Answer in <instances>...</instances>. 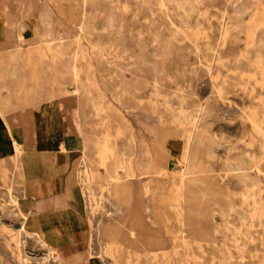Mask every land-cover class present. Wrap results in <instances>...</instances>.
<instances>
[{
	"label": "rangeland",
	"instance_id": "1",
	"mask_svg": "<svg viewBox=\"0 0 264 264\" xmlns=\"http://www.w3.org/2000/svg\"><path fill=\"white\" fill-rule=\"evenodd\" d=\"M12 1L25 21L31 12L47 23L30 40L33 24L21 22L12 48L0 49L3 122L2 74L50 70L57 82L26 83L46 88L53 110L68 102L86 146L61 179L66 209L35 217L16 144L2 130L0 264H264V0ZM16 47L24 53L11 54ZM180 183L181 214L171 199ZM85 225L87 248L62 259L58 242ZM37 227L49 228L46 240Z\"/></svg>",
	"mask_w": 264,
	"mask_h": 264
},
{
	"label": "crops",
	"instance_id": "2",
	"mask_svg": "<svg viewBox=\"0 0 264 264\" xmlns=\"http://www.w3.org/2000/svg\"><path fill=\"white\" fill-rule=\"evenodd\" d=\"M14 6L15 4L12 0H0L1 50L12 48V43L16 39L17 26L21 22L33 24L32 26L29 25L24 31L26 39H34L37 34H39L40 37V32L44 28V26L41 25L43 21L41 15L31 14L30 12L29 16L32 17V19L25 21L21 14L22 11L20 14L13 13L12 9ZM36 26L39 27V32L34 30ZM18 49L19 48L16 47L11 54H20L21 51L24 53L23 49ZM20 71L21 69L15 68V72L13 69L2 74V77L11 79V77H17L18 74L20 76ZM6 118L10 121V128L7 129L11 131L15 139L22 143V149L24 151L23 170L26 175L24 192L29 199L27 207L32 209L35 217H50V215L52 216L55 213H60L61 215L67 207V191L63 188L61 179L62 177L68 176L72 169L78 165L80 155L84 148V136L78 130L74 109L67 105L61 108L58 128L53 134L52 130H50V133L47 132L48 121L44 119V122L41 123L38 113L31 105L12 110L6 115ZM0 119L1 134L6 125L1 116ZM48 136L51 140L54 139L55 143H59V148L61 141L65 144L70 143L72 148L71 151L64 154L61 153V149H54L53 146H49L46 140ZM135 166L137 167V165ZM95 178L100 179L103 178V176H100L97 171ZM57 182H59L60 188L57 187ZM75 196L77 200L76 209L80 211L78 215L85 217L86 214L84 209L80 205L82 195L79 186L75 187ZM30 201L31 203L29 204ZM50 219L52 220L51 217ZM54 225L55 224H53L50 229H53ZM36 229H40V232H42L45 237V232H47L49 228L37 227ZM88 232L89 227L87 225L68 229L67 234H65L67 238L59 241L57 244L61 258L69 259L83 253V250L88 246ZM63 262L64 264H73V261L69 262L65 260ZM103 262L106 264L105 261ZM85 264L87 263L85 262Z\"/></svg>",
	"mask_w": 264,
	"mask_h": 264
},
{
	"label": "bare ground",
	"instance_id": "3",
	"mask_svg": "<svg viewBox=\"0 0 264 264\" xmlns=\"http://www.w3.org/2000/svg\"><path fill=\"white\" fill-rule=\"evenodd\" d=\"M31 2V1H30ZM31 5V3H30ZM24 13V12H23ZM41 19L44 21V24L47 23V20H46V16L44 14L41 15ZM24 26L21 27V31L19 33V39H23L25 38L24 36V33H22V30H23ZM81 28H83V26L81 25ZM44 35H47V36H53V32L52 30H49L47 28L44 29V32H43ZM64 35V34H63ZM55 36V35H54ZM61 36V35H60ZM59 37V35H58ZM65 37V36H64ZM57 38V37H56ZM49 43L51 44L49 47H46L48 48V50H52V52L55 51V54L59 53L58 52V46L60 43V41L56 39H54V37H50L49 38ZM63 44V43H62ZM43 46V45H42ZM63 47V46H62ZM39 54V56L42 58L44 55H46V50H45V53H44V50L43 51H40V48H33L32 51H35ZM132 52V51H131ZM62 53V52H61ZM52 54V53H51ZM50 54V55H51ZM64 55V54H63ZM52 57V56H51ZM32 59V56L30 55L29 56V60ZM74 60V59H73ZM75 62V61H74ZM104 63V62H103ZM79 69H80V66L76 63V64H73V67H72V71H73V74L75 76V78L79 76ZM32 79L33 82H37V81H41V82H44V83H55L57 82V79L56 77L54 76V74H52V72L50 70L48 71H45L44 69L41 70V72H37L36 71V68L33 69L31 71V73L28 75H25L24 74V77L23 76H18L17 77H11L10 78H5L3 77V89L1 90L2 92V95H1V99H2V102L4 104L3 106V109H2V116L4 118V121H5V124L6 128H10V121L6 118V115L8 113H10L12 110H15L19 107H22V106H27V105H31L32 107L35 108L36 112L38 113V117H39V120L40 122H44L43 120L45 119L47 122V128H48V133H50V130H53L52 128V121L55 119L59 122V114H60V110L63 106H65L68 102L65 101V103H59L58 105H56V110H53V107H50L48 105H46L45 101H46V97H45V92H47L48 90L46 88H38V89H35V88H32L30 87V84H32L31 82L29 84L26 83V79ZM68 80V79H67ZM78 86V85H77ZM80 87V86H79ZM77 88V87H76ZM4 89H7V92L6 93H3L4 92ZM57 88H55L56 90ZM50 90V89H49ZM63 89L61 90H56L55 92L58 94H60V92H62ZM77 95V93H76ZM73 97V96H72ZM28 109V108H27ZM28 111V110H27ZM77 111V110H76ZM27 113V112H26ZM78 113V112H77ZM18 114V113H17ZM87 114V113H86ZM15 115V114H14ZM79 117V116H78ZM83 117V116H82ZM13 118V117H12ZM30 119V118H29ZM75 119H76V113H75ZM80 122V121H79ZM44 124V123H43ZM13 127V126H12ZM21 128V127H20ZM75 129V128H74ZM22 131V130H21ZM18 132V131H17ZM11 137L13 138L15 144H16V152L18 154V157H19V160L21 161V164L23 166V156H24V151L22 149V143L20 141H18L17 139H15L11 133V131H9ZM9 136V135H8ZM169 136V135H168ZM10 137V138H11ZM9 139V138H8ZM1 142V141H0ZM62 142V141H61ZM60 142V149H61V152H69L71 151V145L70 143L69 144H65V143H61ZM174 143H176L177 146H180L181 145V140L179 139H175L173 140ZM12 143V142H11ZM1 145V144H0ZM4 145V144H3ZM7 145V144H6ZM12 145V144H11ZM84 146H86V144H84ZM2 147V146H1ZM80 147V146H79ZM14 149V148H13ZM82 156V155H81ZM180 161L181 158H180ZM82 166V165H81ZM82 168V167H81ZM24 171V170H23ZM17 172V171H16ZM82 172V174L84 172H86V169L85 170H82L80 171ZM25 174V173H24ZM86 174V173H85ZM67 184V183H66ZM74 188V187H73ZM70 197V196H69ZM184 197V192H183V184L180 183L179 184V189H178V192L176 195H173L171 196V199L174 201V207L176 209V211H178V213L181 214V210H182V207L180 206V202L182 200V198ZM71 200V199H70ZM22 204V203H21ZM75 204V202H74ZM179 208L181 210H179ZM20 211H21V214L22 216L25 218L28 217V214L27 212L25 211V208L23 207V204L22 206H20ZM179 214V217L181 218L182 220V216H180ZM21 230V229H20ZM39 234H40V237H43L45 239V237L43 236L42 232H40L41 230L39 229ZM34 233V232H33ZM36 234V233H34ZM110 234V233H109ZM45 235V234H44ZM112 239V238H111ZM184 239V240H183ZM46 240V239H45ZM180 240H183V244H187V238H186V229H182L180 230ZM186 240V242H185ZM115 241V240H114ZM194 241V239H193ZM111 244V243H110ZM62 264H64V262H62Z\"/></svg>",
	"mask_w": 264,
	"mask_h": 264
}]
</instances>
